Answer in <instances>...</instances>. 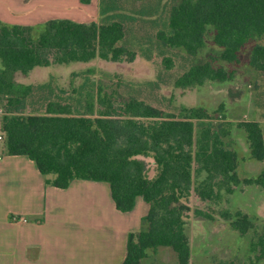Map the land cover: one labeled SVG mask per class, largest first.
<instances>
[{
  "label": "trees",
  "instance_id": "1",
  "mask_svg": "<svg viewBox=\"0 0 264 264\" xmlns=\"http://www.w3.org/2000/svg\"><path fill=\"white\" fill-rule=\"evenodd\" d=\"M123 8L121 0H98V19L87 23L54 18L25 26L0 21V96L8 100L1 115L3 153L32 160L46 185L67 188L75 179L105 182L121 212L130 211L140 196L149 209L141 217L139 229L127 235L122 264H140L147 250L159 246L171 248L178 264H189L185 232L189 207L181 200L187 199L192 189L201 200H211L218 197L220 188L231 193L240 182L235 172L236 154L222 140L224 134L202 123L194 138L192 120L202 118L196 109L180 117L162 114L134 97L117 101V93L100 84L86 92L90 105L85 112L73 113L69 103L48 100L43 114L23 115L18 110L24 109L33 87L17 83L14 74L26 75L36 66L95 58L131 62L137 53L125 43V25L151 15L149 22L156 31L148 47L141 50L146 60L151 59V48L155 49L163 66L170 69L173 61L166 55L168 50L180 48L194 56L205 44V30L211 28L213 43L222 49L221 57L233 62L251 38L264 36V0H174L164 15L150 6L138 7L133 14ZM263 53V45L253 46L250 64L254 68L264 70ZM229 77L224 68L210 62L193 63L177 84L199 85L206 79L224 81ZM41 86L50 88L49 84ZM239 126L246 132L250 157L264 160L258 123L242 122ZM149 154L155 164L153 177L148 175L147 162L139 158ZM202 172L205 177L194 185V178ZM242 182L264 188V169L254 179ZM195 212L209 218L200 210ZM221 215L241 233L251 226L239 212L234 220L227 213ZM252 248L255 261L264 257V225Z\"/></svg>",
  "mask_w": 264,
  "mask_h": 264
},
{
  "label": "rangeland",
  "instance_id": "2",
  "mask_svg": "<svg viewBox=\"0 0 264 264\" xmlns=\"http://www.w3.org/2000/svg\"><path fill=\"white\" fill-rule=\"evenodd\" d=\"M172 1L121 0V4L128 14H133V10L138 7L149 9L150 6L152 11L157 8L164 15ZM153 17L142 18L147 21L138 17L125 25V43L137 53L131 62H109L95 58L88 62L59 65L67 68H39L40 82L32 85L33 92L26 97L24 109L18 110V113L43 114L48 100L69 103L73 113L85 112L90 105L85 97L86 92L95 84L102 85L108 92H116L117 101L134 97L166 115L180 117L196 109L202 118L192 120L195 124L194 138L202 123L224 134L222 140L235 151V172L240 182L231 193L220 188L218 197L211 200H201L193 189L187 199L181 200L189 207L185 212V232L190 244V264H250L256 256L252 243L264 225V188L255 184L244 185L242 181L246 178L254 179L264 169V160L257 161L250 157L246 132L239 124L257 122L264 144V70L250 64L251 50L255 45L264 46V36L251 38L238 52L236 61L230 62L221 57L222 49L213 43L212 29L207 28L205 44L194 56L180 48L168 50L166 55L171 57L173 65L166 69L157 50L151 48L150 60L141 56V50L148 47V40L156 31L149 22ZM97 19L98 16L94 21ZM151 40L154 41V36ZM261 60L264 64V53ZM204 62L224 68L230 77L224 81L206 79L199 85L177 84L179 77L191 64ZM48 70L52 74H47ZM43 84H49L50 88L42 87ZM7 105V97L0 96V117L6 112ZM15 107L16 104L12 103V108ZM96 107L94 105V110ZM139 158L147 162L148 175L153 177L155 164L151 154ZM205 175L202 172L194 178V185ZM196 210L209 215V218L197 215ZM236 212L246 215L251 222L245 233L233 228L231 220L221 215L227 213L234 220ZM147 253L142 264L172 263L171 252L147 250ZM255 264H264V257L256 260Z\"/></svg>",
  "mask_w": 264,
  "mask_h": 264
},
{
  "label": "crops",
  "instance_id": "3",
  "mask_svg": "<svg viewBox=\"0 0 264 264\" xmlns=\"http://www.w3.org/2000/svg\"><path fill=\"white\" fill-rule=\"evenodd\" d=\"M97 16V0H0V21L7 24L34 26L54 18L87 23ZM59 65L68 64L36 66L26 75L16 72L14 80L39 84V68H67ZM3 149L0 139V264H122L127 235L139 229L149 209L140 196L130 211L121 212L107 183L75 179L67 188L46 185L32 160ZM163 250L178 264L171 248L155 251Z\"/></svg>",
  "mask_w": 264,
  "mask_h": 264
},
{
  "label": "built area",
  "instance_id": "4",
  "mask_svg": "<svg viewBox=\"0 0 264 264\" xmlns=\"http://www.w3.org/2000/svg\"><path fill=\"white\" fill-rule=\"evenodd\" d=\"M0 112H1V109H0ZM4 138V136H3V134H1L0 135V139H3Z\"/></svg>",
  "mask_w": 264,
  "mask_h": 264
}]
</instances>
